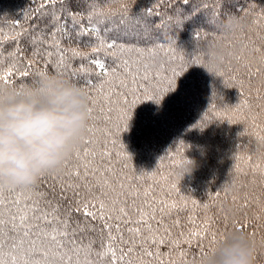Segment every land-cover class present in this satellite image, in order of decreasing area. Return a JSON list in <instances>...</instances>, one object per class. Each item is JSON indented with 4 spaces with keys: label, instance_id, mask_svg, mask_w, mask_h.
I'll list each match as a JSON object with an SVG mask.
<instances>
[{
    "label": "snow or ice",
    "instance_id": "obj_1",
    "mask_svg": "<svg viewBox=\"0 0 264 264\" xmlns=\"http://www.w3.org/2000/svg\"><path fill=\"white\" fill-rule=\"evenodd\" d=\"M136 2L75 0L73 8L72 0H41L31 17L35 23L24 29L14 20L9 33L0 16V81L22 84L39 72H57L86 87L90 101L88 135L62 172L43 173L28 187L0 184V264H197L229 228L249 233L258 241L256 259L264 255V153L254 159L241 153L242 145L234 154L235 172L222 191L227 195L239 183L242 196L232 199L243 218L236 220L222 209L213 211L219 209L220 192L210 197L212 203L188 199L180 195L175 173L134 167L121 140L133 110L144 101L159 104L191 65L207 67L201 41L218 35L195 30V49L186 55L176 40L153 37L152 31L173 23L181 29L206 6L192 4L185 14L176 5L188 7L192 0H152L150 7L133 12ZM174 9L175 18L168 15ZM239 11L243 15L225 13L229 19L251 17L250 25L239 29L242 35L228 41L229 46L243 41L239 66L216 73L226 87L239 89V103L222 105L214 116L206 112L193 127L203 129L215 119L243 123L240 135L264 146V69L257 63L264 61V7L258 13ZM220 15L216 10L205 22L214 28ZM249 48L256 56L245 55ZM160 53L165 59L153 64ZM212 97L220 96L213 90ZM188 147L178 142L175 165L187 163ZM170 155L160 157L159 167Z\"/></svg>",
    "mask_w": 264,
    "mask_h": 264
},
{
    "label": "trees",
    "instance_id": "obj_2",
    "mask_svg": "<svg viewBox=\"0 0 264 264\" xmlns=\"http://www.w3.org/2000/svg\"><path fill=\"white\" fill-rule=\"evenodd\" d=\"M144 2H148L146 4L148 8L151 6L152 0H137L133 6V12H139L145 6ZM196 3L201 4L202 7L206 6V10L201 12L197 18L185 22L181 29H177L174 23L169 24L164 32L153 29L152 36L165 41L176 40L177 47L182 49L186 55H191L197 43L194 35L195 30L218 33L215 40L209 36L207 40L201 41V46L207 52L206 45L209 42L229 46L228 41L242 35L239 30L228 33L219 29L218 25L229 20L225 13L241 16L243 15L239 11L241 8L245 11L254 8L258 13L261 7H264V0H223V7L220 5V0H192V4ZM192 4L188 7L177 4L176 9H182L187 14L191 11ZM56 7L60 8L61 5L58 4ZM72 7L75 8V0H72ZM40 8L41 0H0V16H5L4 32L11 31L10 24L14 20H19L22 28L27 29L30 27L31 17ZM164 8H168V5L165 4ZM216 10L221 15L213 28L205 22V19L206 17L210 18ZM175 13L174 9L168 15L175 16ZM243 20L246 21V27H248L251 17ZM31 23H35V21H31ZM143 43L142 41V46ZM239 43H242L243 46L242 40ZM245 55H248L247 52ZM153 58H159L158 63L165 59L162 53ZM257 63L264 69V66ZM229 65L239 66L237 60L229 62L223 68L225 73H228ZM213 90L223 99L220 97L213 99ZM239 99L238 88L226 87L222 77L208 73L201 65H191L177 78L175 90L168 92L159 104L151 100L144 101L133 110L128 128L121 134V140L127 152L131 154L136 170L150 172L159 168V171L164 175L175 173L181 178L179 174L181 165H175L172 157L180 159L179 156H175V153L178 142L183 140L186 145L190 146L185 148L183 158L194 160L196 166L192 173L185 174L181 178L179 182L180 195L188 199L212 203L210 197L214 195L215 191H218L220 198L216 204L219 205V209L214 208L213 211L222 209L230 219H242L240 204L232 199L234 195L242 196L239 183L230 186L227 195L222 189L235 172L234 154L238 146L244 145L241 153L244 155L251 153L254 155V159L260 153H264V146L253 136L240 135L244 131L243 123L230 124L226 119H215L203 129L193 127L206 112L214 116L216 111L223 110L222 105L234 106L239 103ZM213 104L216 105L215 110L212 109ZM169 153L171 154L169 158L163 161L164 166L159 167L160 157ZM241 167L245 171L247 170V165L243 162H241ZM258 191L257 189V193ZM228 205L234 206L238 210V215H231L227 211ZM254 210L250 208L247 212L251 214ZM195 211L199 213L198 209ZM202 218L203 216L200 215V219ZM162 250L167 251V249ZM261 251L264 253V248ZM255 264H264V255L256 259Z\"/></svg>",
    "mask_w": 264,
    "mask_h": 264
},
{
    "label": "clouds",
    "instance_id": "obj_3",
    "mask_svg": "<svg viewBox=\"0 0 264 264\" xmlns=\"http://www.w3.org/2000/svg\"><path fill=\"white\" fill-rule=\"evenodd\" d=\"M218 27L231 33L246 27V21L230 18ZM206 47L208 64L203 67L216 75L236 61L242 43L209 42ZM247 54L256 56L251 48ZM258 62L264 66V61ZM89 105L88 89L57 72H39L22 84L0 81V184L28 187L38 183L43 173L62 172L65 161L88 135ZM195 166L187 159L179 169L181 178ZM227 211L238 215L232 205ZM257 248L258 241L249 233L230 229L197 264H255Z\"/></svg>",
    "mask_w": 264,
    "mask_h": 264
},
{
    "label": "rangeland",
    "instance_id": "obj_4",
    "mask_svg": "<svg viewBox=\"0 0 264 264\" xmlns=\"http://www.w3.org/2000/svg\"><path fill=\"white\" fill-rule=\"evenodd\" d=\"M143 4H144L145 6H143L142 9L147 8L146 4H148V2H144ZM191 4H192V3H191ZM214 5H215V3H214ZM136 8H137V7H136ZM191 10H192V8H191ZM161 11H163V10L161 9ZM189 13H191V11H190ZM168 14H169V13H168ZM173 17L175 18L174 15H173ZM159 22H160V21H158V20L154 21L155 24H158ZM168 27H169V25L166 26V27H164L163 29H161V32L166 31Z\"/></svg>",
    "mask_w": 264,
    "mask_h": 264
}]
</instances>
